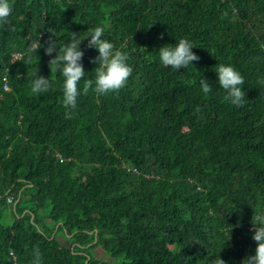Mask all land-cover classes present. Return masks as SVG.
<instances>
[{
  "label": "trees",
  "instance_id": "16d2710c",
  "mask_svg": "<svg viewBox=\"0 0 264 264\" xmlns=\"http://www.w3.org/2000/svg\"><path fill=\"white\" fill-rule=\"evenodd\" d=\"M10 2L0 25V264H32L35 248L40 264H241L254 255L252 218L264 215V0ZM97 26L128 53L132 75L116 93L85 95L99 55L86 39L81 94L66 108L64 78L49 66L56 54L27 46L51 29L59 48ZM181 38L200 60L176 71L158 51ZM218 64L243 76L242 107L224 100ZM37 68L50 78L46 93H31Z\"/></svg>",
  "mask_w": 264,
  "mask_h": 264
},
{
  "label": "clouds",
  "instance_id": "9594fccd",
  "mask_svg": "<svg viewBox=\"0 0 264 264\" xmlns=\"http://www.w3.org/2000/svg\"><path fill=\"white\" fill-rule=\"evenodd\" d=\"M12 11L13 7L10 0H0V25H7ZM49 32L51 35L44 44L40 43V37L32 40L27 46V52L29 55H36L37 51L43 47L46 55L51 57L53 53L56 54L55 58L50 60L49 66L50 70L51 66H55L56 71L64 78L62 103L66 108L74 109L77 97L81 94L78 85L85 76V70L82 64L84 52L80 46L86 39L88 41L87 47L96 49L99 55L90 60L91 63L98 64V67L94 70L95 80H85L83 93L86 95L89 89L92 88L98 95H107L108 93H116L126 86L133 71L127 63L128 53L117 49L113 43L102 38L104 36L103 27L97 26L89 30L85 37H81L80 33L71 32V42L59 48L55 39L52 38L54 33L51 29H49ZM45 45L47 46L45 47ZM193 48L195 46L190 40L181 38L174 46L164 45L160 47L158 51L159 60L163 66L171 67L176 71L185 69L190 65L192 66L193 61L199 62L200 60V57L192 51ZM215 72L220 88L227 93L224 100L230 102L233 106L242 107L246 99L245 92L241 88V85L244 84L241 73L233 66L223 64H218ZM33 76L34 79L31 81L30 86L31 93L48 92L51 87L50 78L39 75L38 68ZM200 86L202 92L206 95L213 90L204 78L200 80ZM196 111L199 112L200 109L197 108ZM252 225L254 233L252 239L256 242L257 247L255 254L246 257L241 264H264V215L255 214L252 218ZM32 255L34 257L32 264H40L41 254L39 248L33 249ZM213 264H226V262L219 256L213 261Z\"/></svg>",
  "mask_w": 264,
  "mask_h": 264
},
{
  "label": "rangeland",
  "instance_id": "374dc122",
  "mask_svg": "<svg viewBox=\"0 0 264 264\" xmlns=\"http://www.w3.org/2000/svg\"><path fill=\"white\" fill-rule=\"evenodd\" d=\"M8 198H10V196H8ZM96 256L101 257L104 261L109 260V257H105V253L102 249H94Z\"/></svg>",
  "mask_w": 264,
  "mask_h": 264
},
{
  "label": "built area",
  "instance_id": "2783aa9c",
  "mask_svg": "<svg viewBox=\"0 0 264 264\" xmlns=\"http://www.w3.org/2000/svg\"><path fill=\"white\" fill-rule=\"evenodd\" d=\"M11 200V197L10 198H8V201H10Z\"/></svg>",
  "mask_w": 264,
  "mask_h": 264
}]
</instances>
